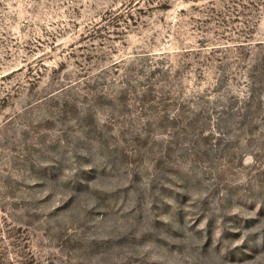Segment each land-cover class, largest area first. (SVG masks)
Wrapping results in <instances>:
<instances>
[{"label":"rangeland","instance_id":"374dc122","mask_svg":"<svg viewBox=\"0 0 264 264\" xmlns=\"http://www.w3.org/2000/svg\"><path fill=\"white\" fill-rule=\"evenodd\" d=\"M0 264H264V0H0Z\"/></svg>","mask_w":264,"mask_h":264}]
</instances>
